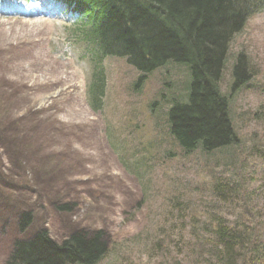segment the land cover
Masks as SVG:
<instances>
[{"label":"rangeland","instance_id":"rangeland-1","mask_svg":"<svg viewBox=\"0 0 264 264\" xmlns=\"http://www.w3.org/2000/svg\"><path fill=\"white\" fill-rule=\"evenodd\" d=\"M13 2L21 7L0 5V264L16 238L41 229L57 243L72 230L103 231L111 251L100 264H202L190 234L198 224L191 217L216 213L239 220L241 202L230 194L219 201L210 191L215 177L241 179L234 174L237 166L255 192L254 216L264 219V160L253 151L259 147L264 154V117L254 116L264 103V14L235 39L220 83L228 94L233 59L244 51L257 75L250 88L233 92L242 149L184 158L165 123L140 118L162 89L158 79L169 77L165 72L134 97L123 86L135 75L124 81L119 64L110 65L105 102L95 111L85 94L89 63L69 42L65 25L41 14L35 0ZM1 9L28 15H4ZM177 66L187 80L185 67ZM132 120L139 125L127 127ZM110 131L126 138L130 160ZM65 204L69 208L62 211ZM26 212L32 225L19 234L18 218Z\"/></svg>","mask_w":264,"mask_h":264},{"label":"trees","instance_id":"trees-1","mask_svg":"<svg viewBox=\"0 0 264 264\" xmlns=\"http://www.w3.org/2000/svg\"><path fill=\"white\" fill-rule=\"evenodd\" d=\"M109 1L107 7L93 9L87 15L94 26L101 24L106 37L100 43L108 47L109 42V54L126 58L141 74L139 86L145 84L148 74L171 63L185 67L188 73V79L181 83L169 85L165 75L158 79L162 89L143 110L150 117L146 121L167 122L168 134L182 153L197 149L207 154L230 148L235 151L238 136L230 98L252 75L244 54L233 66V85L228 94L221 91L220 83L231 41L250 14L244 0ZM104 86V76L98 75L91 84L94 106L100 103ZM161 116L165 117L163 121ZM254 116L263 119L264 110ZM241 164L245 165L244 159ZM234 174L243 172L237 166ZM241 181L247 183L244 175ZM212 190L221 196L236 191L221 181L213 183ZM239 193L244 196L243 214L249 216L234 225L214 217L206 235L191 231L196 238L195 253L202 264H264V219L254 216L250 207L256 200L251 199L255 192ZM59 208L67 211L69 207L65 204ZM30 225V213L23 214L19 231L25 233ZM110 251L103 231L72 230L59 244L43 230L31 238L17 240L4 264H100Z\"/></svg>","mask_w":264,"mask_h":264},{"label":"bare ground","instance_id":"bare-ground-1","mask_svg":"<svg viewBox=\"0 0 264 264\" xmlns=\"http://www.w3.org/2000/svg\"><path fill=\"white\" fill-rule=\"evenodd\" d=\"M225 71H226V67L224 68V73H225ZM232 71H233V67H232ZM232 73V72H231Z\"/></svg>","mask_w":264,"mask_h":264}]
</instances>
